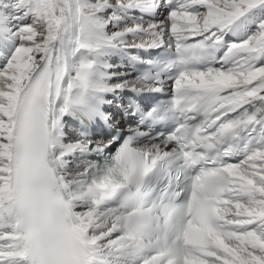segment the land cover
Masks as SVG:
<instances>
[{
    "label": "snow or ice",
    "instance_id": "1",
    "mask_svg": "<svg viewBox=\"0 0 264 264\" xmlns=\"http://www.w3.org/2000/svg\"><path fill=\"white\" fill-rule=\"evenodd\" d=\"M0 264H264V0H0Z\"/></svg>",
    "mask_w": 264,
    "mask_h": 264
},
{
    "label": "bare ground",
    "instance_id": "2",
    "mask_svg": "<svg viewBox=\"0 0 264 264\" xmlns=\"http://www.w3.org/2000/svg\"><path fill=\"white\" fill-rule=\"evenodd\" d=\"M115 62L120 65V70L122 72H125V74L128 76L129 79H132L131 73H130V69L128 67L127 64H124L120 58H114Z\"/></svg>",
    "mask_w": 264,
    "mask_h": 264
}]
</instances>
